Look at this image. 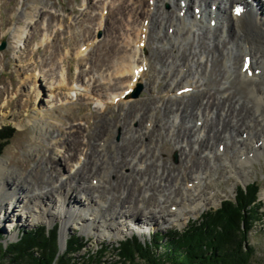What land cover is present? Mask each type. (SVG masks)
<instances>
[{
  "label": "rangeland",
  "instance_id": "obj_1",
  "mask_svg": "<svg viewBox=\"0 0 264 264\" xmlns=\"http://www.w3.org/2000/svg\"><path fill=\"white\" fill-rule=\"evenodd\" d=\"M158 1L160 0H137L136 3L134 0H1L0 46L5 41L6 48L0 50V128L10 125L16 129V134L0 155V161H6L13 177L33 173L37 181L36 187H47L51 183L55 184L56 188L63 186V194L68 196L66 205L70 203L67 209L76 204L84 206L88 197L101 195L105 202L101 214L105 211L112 213L113 210L111 217L116 218L118 213L120 217L124 216L116 221V226L123 235L103 232V223L93 226L95 228L91 230L78 222H71L67 225V235L63 236L61 219L50 222L35 216L34 213L40 214V210L28 214L29 209L15 208L14 223L10 220H0V236L4 245L17 241L23 230L39 225H46L50 230L60 225L59 244L62 243V253L67 247L63 242L66 244L76 233L88 240L87 250L82 251L78 259L86 257L88 251H97L102 245H108L105 258L110 259L115 257L112 245L132 236L145 240L154 233H165L174 228L182 230L190 220L200 218L210 209H217L227 199H235L238 186L246 187L255 182L259 185V198L264 202V156H260L259 161H254L248 167L249 175L246 178L233 175L221 162L235 152L237 131L231 128L238 129L242 122L235 119L230 122L221 121L219 126L222 128L225 125L233 139L227 147L225 144L220 145L223 147L221 152L217 150L220 142L216 140L212 142L213 149H206L205 153L202 149L199 153L190 148L197 141V137L192 136L200 131H203L204 135L208 134L212 119L218 118V110L216 106L207 105L208 97L205 98L199 111L202 121H199L198 125L201 126L194 128L196 118L186 119L187 113L183 111L186 108L193 110L195 105L192 107L190 103L198 96V90L192 94L189 92L190 95L182 98L181 95L174 97L175 91L186 85V70L191 69V72L195 73L196 67L192 66L191 53L197 54V57L204 54L207 55L203 61L204 73L205 66H208L205 82L209 85L203 84L201 89L222 97L221 102L226 100L221 111L223 115L231 114L229 107H233L238 99H241V102L236 104L237 111L246 108L263 110L256 106L255 98L249 90L244 91V99L234 94L236 88L234 89L235 84L232 81L235 76L226 84L231 86V91L222 95L217 92L218 89L220 92L224 91L222 85L226 82L221 71L231 65L236 67L233 60H242L244 54L235 53L231 47L232 36L226 24L223 28L222 23H218L221 28L215 32L213 42L209 46V40L203 36L209 35V32L203 30L199 21L195 23L194 28L187 25L189 36L180 39L183 49L177 57L172 50L173 44L164 33H161L160 38L154 34V39L149 41L147 49L142 45V52H139L137 43L128 42V34H132L137 27H133L129 32V24L135 25L133 21L137 18V6L148 10V5L152 6ZM178 1L172 0L173 4ZM209 1L207 0V15L211 12L208 11L211 4L216 2L214 0L208 3ZM220 1L227 5L230 3L227 0ZM189 4V14H196L194 7H198L197 0ZM225 4L224 11L221 12L223 17H226L225 8H228ZM160 7L166 18L176 16L175 8L169 0L161 2ZM154 19L151 15L149 23ZM148 20L143 22V19H140L136 24L149 26ZM150 27L149 36H152L153 25ZM25 28L28 37L22 39L20 32ZM156 28L155 32H158L159 27ZM219 36L225 41H219ZM45 37L48 39L43 46L39 42ZM158 50L166 51L163 60L159 57ZM229 52H232L230 60L226 57ZM238 52L240 50L237 48ZM126 55L129 62L137 64L136 66L141 65L147 58L143 83L132 78L131 72L125 75L119 73L121 64H125ZM185 60H188V66L184 67V71L181 67ZM126 76L130 78L129 82L136 84L133 91L139 86L141 91L132 99L129 96L124 100L120 97L128 90V82L124 79ZM173 80L178 82L174 83ZM260 81H264V73ZM235 82H239V79L236 78ZM56 109H60V112L61 109L65 110H62V115L66 116L65 123L48 117L57 127L50 128L47 133L40 132L38 125L33 122L26 123L23 127L16 125L17 121L26 119L36 110L44 113ZM195 109H199V105ZM243 115L246 113L243 112ZM105 121L111 126L104 127ZM61 127L62 131L58 132L57 128ZM188 128L194 129L188 131ZM71 134L79 139L76 151L65 145V140ZM255 134L256 131L249 138H253ZM136 139L139 142H136ZM209 153H212V163L207 160ZM95 160L99 165L103 162L106 164L109 160L112 166L101 165L96 168L93 166ZM196 160H203L204 166H209L207 170L200 168L196 171L202 179L200 185L205 193L202 192V195L197 197L200 198L197 208H185L177 218L180 212L173 204L183 199L196 198L193 183L187 184L185 181L193 176ZM131 163L133 164L128 166ZM140 163L144 164L139 167L141 172L138 174L133 167ZM51 172L54 178L52 180L49 179ZM83 172L87 177L79 182L77 179ZM202 173H207L208 178L205 179L206 175ZM95 174L98 176L92 178ZM44 180L50 183L42 185ZM80 185L82 188L75 187ZM35 190L37 193L42 191ZM43 190L55 191L52 185ZM130 193L133 197L128 202L132 204L124 205L123 198ZM117 199L121 202L119 208H116L118 212H114L113 207L119 204ZM161 199L168 200V203L163 204ZM46 201L48 204L41 211L46 210L49 205L53 211L57 206L53 196L50 194ZM134 204L141 209V214L132 209ZM165 210L169 212L165 213L166 219L162 220L161 216ZM78 211L79 215L81 213L86 218L83 225L89 224L95 218L92 210L81 208ZM125 213L127 215H124ZM134 215L136 217L133 219ZM150 219L153 226L140 233L136 228L148 226ZM124 226H127V230L121 231ZM250 235V244L256 250L253 264H264V221L257 224ZM116 260L117 258L113 259V263Z\"/></svg>",
  "mask_w": 264,
  "mask_h": 264
},
{
  "label": "bare ground",
  "instance_id": "obj_2",
  "mask_svg": "<svg viewBox=\"0 0 264 264\" xmlns=\"http://www.w3.org/2000/svg\"><path fill=\"white\" fill-rule=\"evenodd\" d=\"M134 1L135 3L137 2V0H134ZM164 1L165 0H160L158 1L157 4L154 3V5H152L154 6L153 8L152 6L148 5L149 7L148 10H145V8L143 7L142 8H140L139 6L136 7L135 15L137 16V18L133 21L135 25L131 26V24H129L130 29H128V31L130 32L132 31L131 29H133V27H136V26L137 27L135 31H132V34H128L127 39H128V42L133 41L134 44L136 43L138 44L137 50L139 52H142V47H141L142 45L144 46V48L147 49L149 41L154 39V34L156 35L157 38H160L161 33L162 34L164 33L166 37H169V42L173 44L172 50L175 51L176 57H177L178 54H180L181 50L183 49V46L180 43V39H186L189 36L186 30L188 27L187 25H192V27L194 28L196 27L195 23L199 21L202 25L203 30L209 32V35H205V34L203 35L204 38L209 40V46L213 42L212 39L216 34L215 32L221 28L220 25H218V23L220 24L222 23L223 28L225 27V24H226V26L228 27V31L230 32L232 36L233 46L231 47L234 48L235 53L239 55L244 54L243 55L244 57L242 60H237V61L233 60L234 64H236V67H232L230 63L231 65L230 67L221 71V75L224 76L223 78L224 80H226V82L222 85L224 91L220 92V89H218L217 92H219V94L222 95L224 93L231 91L232 89L231 86H228L226 84L229 82V80L233 76H235V78L232 81L235 84L234 89L236 88V92L234 94L237 96H241V98L244 99V97H246L244 91L249 90V93L253 95V98H255L254 100H255L256 106L261 107L263 110H260L259 108L257 109L246 108L241 111H237L238 108L236 104H239L241 102V99H238L233 107L232 105H230L229 107V111L231 112V114L223 115L221 111L223 110V105L226 104V100L224 99L223 102H221L222 97L212 95L210 91L201 89L203 84L209 85L208 82H205L206 80L205 78L208 75V66H205L206 73H204L203 61L205 60V57L207 56L204 54H201L199 57H197V54L191 53L192 60H193L192 66L196 67L195 73H192L191 69L189 71L186 70L187 73L184 74V80L186 82V85L182 88H179L183 90L181 94H179V91L176 90L177 92L175 91L174 97L177 98L178 95H181V98H182V96L184 97V96L190 95L189 92H191L192 94L193 92L198 90L197 91L198 96L194 97L193 99L194 101L192 100V102L190 103L192 107L195 105V107H193V110L192 109L189 110L188 108H186L183 111V113H187L185 117L186 119L194 120L193 118H196L197 123L195 124L194 128L196 127L199 128L201 126V124L198 125V122L202 121L199 111L204 104L205 98L208 97L207 105L210 104V106H216V109L218 110V118L212 119L211 123L209 124L208 134L204 135L203 131H200L199 133L195 132L194 135L192 136L194 138L197 137V141L192 146H190V148H192V150H196L199 153L202 151V149H204V153L206 152V149H209V148L213 149L214 145L212 142L216 140L220 142L217 147V150L218 152H221V150L219 149L220 145L225 144V147H227L228 143L233 139V136L228 132V128H226L225 125L222 128L219 126V123L221 121L230 122L233 119H235L237 120V122L239 121L242 122V124L240 125L238 129L231 128L234 131H237V135L235 136V141L237 144L235 152L233 153L231 157L229 158L227 157L221 162L225 164V169H229L233 175H240L246 178L249 175L248 167L252 165L254 161H259L260 158L264 156L263 155L264 154V93H263L264 81L263 82L260 81L261 75L264 73V0H227L228 2H230L228 3V5L225 3H222L220 0H215L216 2L212 3L211 5H215L217 10L216 12H213L212 6H210V10L208 9V11H211V12L208 13V15L206 12L207 11L206 9L208 7L207 0H199V1L197 0L198 7H194V10L195 8L201 9L200 19H197V16L195 15V13L193 15L189 14L190 13L189 12V9H190L189 2H193L194 0H179L178 2H174V4L172 0H169V2L173 5L176 11V16L172 18H166L164 16V13L161 11L160 3ZM212 1L214 2V0H210L208 3ZM223 4H225V6H228V8L226 7L227 9L225 8L226 17H223L221 15V12L224 11ZM0 5H1V0H0ZM238 6H241L244 9L243 13H240V14L238 13V10H237ZM151 15H153L155 19L149 23L148 19L151 18ZM140 19H143V22L144 20H148L149 26H145L144 24L143 25L136 24ZM202 19H205L206 22L209 21L208 25ZM31 20H32L31 22H33L34 18L32 17ZM212 21H218L215 27L211 26ZM150 25H153L152 27L153 35L152 36H149V28H151ZM157 26L159 27V29H158V32H155V30L157 29L156 28ZM26 30L27 29L25 28V29H22L20 32L22 33L21 34L22 39H26L28 37V35H26L27 33ZM213 30L215 31L213 32ZM195 35H196V32H194V36ZM47 39L48 38L45 37L39 43L45 46ZM218 40L225 41V39H223L220 36L218 37ZM230 40L228 41L230 42ZM235 44L237 45V48L240 50V52L238 53H237V48ZM158 54H159V57L163 60V54L166 55V51L164 52L162 50H158ZM231 55H232V52H229L226 56L227 59L230 60ZM247 56L250 57V62L244 61L245 57ZM196 57H197V60H196ZM145 60H146L145 61L146 63L143 62L141 65L136 66L137 64L134 65L132 62H129V57L126 55L124 56L125 64L124 65L121 64L122 66L120 67L119 73L121 75H125L126 73L131 72L133 73L132 78H135L136 80H140V83H143L147 70L144 72V69H142V72H139L138 69H140V67H147L148 60L147 58ZM185 62L181 68L188 66V60H185ZM134 63H135V60H134ZM244 65H249V66L245 70H243ZM184 71H185V68H184ZM168 75H169V72H168ZM125 78L128 82L127 89H128V92H130V94L124 97L125 95L124 93L120 98H123L124 100H126V98L130 96L132 99L133 93L131 92L136 86V84L131 83V81L129 82L130 80L129 77L126 76L124 77V79ZM236 78L239 79V82H235ZM173 82L177 83L178 81L176 82L175 80H173ZM197 84L199 85L201 84V85L197 86ZM187 88H188V91L186 92L185 89ZM204 91H208V93ZM229 101L231 100L229 99ZM169 102H171V100ZM198 105H199V109H195L196 107H198ZM194 109H195V112H194ZM62 110L64 109H61V112H60V109H56L52 111L49 110L44 113L41 110H36L31 115H28L26 119L17 121L16 125H18L19 127H23L24 124L33 122L38 125L36 126L39 127V129L41 130L40 132L47 133L50 130V128L54 129L55 127H57L56 125L51 123L48 117H53L54 119L59 120V122H62V124L63 122L65 123L64 119L66 116L64 117L62 115ZM66 111L68 112V110ZM243 112L246 113L245 116L243 115ZM105 126L110 127L111 124L105 121L104 127ZM62 128L63 127L57 128L58 132H61ZM194 128L192 129L188 128V131H193ZM254 131H256V134L254 135V137L249 138V137H252V134ZM74 134L68 135V138L65 140V145L67 147L70 146L69 149L72 151L78 150V146H79V139ZM131 141H134V139H131ZM135 141L139 142V140L137 139ZM161 150H162V154H164L163 153L164 150L163 149ZM197 152L195 153L197 154ZM211 154L212 153H209L207 155V158H208L207 160L212 163V157L210 156ZM101 157L102 155H100V159ZM133 163L129 164L128 166H131ZM143 164L144 163L135 165L133 167L134 171H138V174H139L141 172L139 167L142 166ZM101 165L111 167L112 163L108 160L106 164L105 162H103ZM101 165H99V162L97 160L93 162V166L96 168L97 167L100 168ZM204 165L205 163L203 162V160L202 161L196 160L193 165V167L196 168V170L192 171V173H194L193 176H195L194 180L192 181L193 176L190 179L185 180L187 184L193 183L192 188L194 189L196 198L195 199H190V198L183 199L173 204V206H176L175 209L178 210V212H180L177 218H179L180 215L182 214L181 210L185 208H190V207L197 208L200 205L199 203L200 198H197V197L202 195V192L203 193L205 192L203 191L200 185L202 183V179H200V175H198L196 171L200 168L204 170H207L209 168V166H204ZM202 174L206 175L205 179L208 178L207 173H202ZM95 176H98V175L95 174L92 178H94ZM34 177L35 176L33 175V173H29L27 176H23V177L19 175L16 177H13L10 174V170L6 164V161L4 159L0 161V220L2 222H4L5 220H10L11 223H14L16 221V215L14 214L16 210L14 209L23 208V210L29 209L31 211V212L29 211L28 214L32 212L34 213L35 211L40 210V214L34 213L35 216H37V218L47 219L50 222L54 221L55 219H61L63 222V228H62L63 236L67 235V225L71 222H78L84 228L91 229V230L92 228H95L96 225L103 223L104 224L103 232L116 233L117 235L124 234L120 232L119 228L116 226V221L120 220L124 216L120 217V214L118 213L117 217H120V218L111 217L113 210H112V213L105 211L104 213L101 214V208L103 207L105 203L101 195L88 197L85 201L86 204L84 206H81L80 204H76L75 206L67 209V206H69L70 203L68 202L66 205V198L68 196L63 194V186L56 188V186H54L55 184L53 185V183H51L48 186L52 185L55 191L51 192L49 190L46 192L43 189L48 188V186L47 187H39V186L36 187L37 181L35 180ZM86 177H87V174H84L83 172L77 180L79 182H82V180L86 179ZM49 179L50 180L54 179L53 172H51ZM48 183H50V181L48 180L42 181V185H46ZM91 184H93V181L91 182ZM75 187L82 188V185L75 186ZM186 187H189V185L188 186L186 185ZM35 189H42V191L40 190L37 193ZM50 194L53 196L54 201L56 202L57 206L55 207L53 211L50 208L51 205L47 206L46 210L41 211V209L46 207V204H48L46 200L48 199V196ZM132 197H133V194L130 193L129 196H126L125 198H123L124 205L127 203L132 204V202H128L132 199ZM160 201H163V204L168 203V200H165V199H161ZM117 202H119V204H115V206L113 207L115 208L114 212H118L116 208H119L121 200L117 199ZM131 207L133 210L137 211V214L139 213L141 214V209H139L137 204H134ZM81 208L85 209L86 211L92 210L94 212L95 218L93 219V221L87 224L91 227L87 225H83L86 223V218L81 213L79 215L78 210L79 209L81 210ZM166 212H169V210L163 211L164 214H162L161 216L162 220L166 219V216H167L165 214ZM124 215H127V213H125ZM135 217L136 215H134L133 219ZM148 223H149L148 226H142L136 229L139 230L140 233H142L143 231L153 226L151 219L148 220ZM125 229L127 230V226H124L121 229V231ZM59 239H60V235H59ZM63 243L65 246V242Z\"/></svg>",
  "mask_w": 264,
  "mask_h": 264
},
{
  "label": "trees",
  "instance_id": "obj_3",
  "mask_svg": "<svg viewBox=\"0 0 264 264\" xmlns=\"http://www.w3.org/2000/svg\"><path fill=\"white\" fill-rule=\"evenodd\" d=\"M15 134L10 125L0 128V155ZM259 191L255 182L239 187L235 199H227L217 209L190 220L182 230L154 233L145 240L125 238L112 245L115 257L110 259L105 258L108 245L78 259L87 250L88 240L76 233L59 253V225L50 230L39 225L23 230L18 240L8 245L0 236V264H253L256 250L250 244V234L264 221Z\"/></svg>",
  "mask_w": 264,
  "mask_h": 264
},
{
  "label": "water",
  "instance_id": "obj_4",
  "mask_svg": "<svg viewBox=\"0 0 264 264\" xmlns=\"http://www.w3.org/2000/svg\"><path fill=\"white\" fill-rule=\"evenodd\" d=\"M6 48V42L3 41L2 45L0 46V50H4ZM141 91V86L136 89V91L133 93V96H137ZM62 246L59 244V253H62Z\"/></svg>",
  "mask_w": 264,
  "mask_h": 264
}]
</instances>
